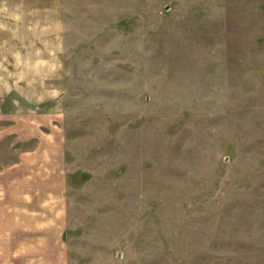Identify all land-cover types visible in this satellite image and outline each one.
Here are the masks:
<instances>
[{
	"label": "rangeland",
	"instance_id": "obj_1",
	"mask_svg": "<svg viewBox=\"0 0 264 264\" xmlns=\"http://www.w3.org/2000/svg\"><path fill=\"white\" fill-rule=\"evenodd\" d=\"M4 103L65 139L23 263L264 264V0H0Z\"/></svg>",
	"mask_w": 264,
	"mask_h": 264
},
{
	"label": "crops",
	"instance_id": "obj_2",
	"mask_svg": "<svg viewBox=\"0 0 264 264\" xmlns=\"http://www.w3.org/2000/svg\"><path fill=\"white\" fill-rule=\"evenodd\" d=\"M1 107L4 115L0 114V264H9V253H13L10 259L17 264H25L21 257L30 252L31 260L37 257L34 253L40 245L25 240L19 231H64L67 226L65 139L55 130L56 121L60 120L57 115L22 113L13 110L16 105L5 103ZM50 122L55 125L41 131L49 128ZM4 148L11 150L9 155ZM11 231L17 235L15 242L7 241ZM53 254L57 261L53 260V264L64 262L65 251L53 245ZM38 260V264H46L39 256Z\"/></svg>",
	"mask_w": 264,
	"mask_h": 264
}]
</instances>
